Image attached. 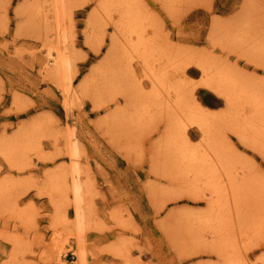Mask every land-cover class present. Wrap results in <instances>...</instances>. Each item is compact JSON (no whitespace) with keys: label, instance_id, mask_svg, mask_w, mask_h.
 <instances>
[{"label":"rangeland","instance_id":"rangeland-1","mask_svg":"<svg viewBox=\"0 0 264 264\" xmlns=\"http://www.w3.org/2000/svg\"><path fill=\"white\" fill-rule=\"evenodd\" d=\"M100 1L64 0L58 18L53 0H0V264H264V143L241 142L233 129L245 112L232 119L226 100L200 86L201 70L186 69L212 63L264 96V0H140L147 37L173 57L151 61L155 69L179 62L167 73L174 88L157 94L152 65ZM60 49L69 75L57 65ZM180 84L189 97L179 109ZM188 103L217 119L213 145L238 183L221 196L179 154L185 138L203 142L197 128L174 123L186 120Z\"/></svg>","mask_w":264,"mask_h":264},{"label":"bare ground","instance_id":"bare-ground-1","mask_svg":"<svg viewBox=\"0 0 264 264\" xmlns=\"http://www.w3.org/2000/svg\"><path fill=\"white\" fill-rule=\"evenodd\" d=\"M53 6H54V9H55V13L56 15L58 14V18H59V14H61V10L64 6H62L61 8V3L64 5L63 1L62 0H53ZM50 2V1H49ZM70 3V2H69ZM101 3V8L106 12V15L110 18V15H114L117 17H119L116 25H117V30H121L122 31V37L125 39V40H128V42L130 44L129 47L130 48H133L132 50H134V52L137 55V57L139 59H141V61H144V63L147 65H152L154 68H152L151 66V74H150V71H149V74H150V77L152 79V82L155 87L153 93L157 94L159 93V91H161L162 89H166L168 88L167 85H166V81H167V73L170 71L171 68H175V69H179V66H178V63H171L169 64L168 66H166V68L162 71H159V70H156L155 69V64H159V60H161V63L163 62L162 59H169V58H163V55L164 56H167L165 54H169V51L163 55H161L159 52V50L156 48V45L155 43H158L155 41L154 37L153 39L151 40L150 38L147 37V32H148V28L146 29V22L147 20L150 18V16L146 17L147 13H145V11L143 10V7L141 6L140 4V0H104L103 2L100 1ZM46 4V3H45ZM41 9H43L41 7ZM64 9V8H63ZM65 10V9H64ZM43 11V10H42ZM147 11V10H146ZM63 12V11H62ZM66 12V11H65ZM98 12V10H97ZM104 12V13H105ZM64 13V12H63ZM108 13V14H107ZM67 14V13H65ZM64 14V15H65ZM93 14V13H92ZM110 14V15H109ZM149 14V13H148ZM150 15V14H149ZM96 16H98V14L96 13ZM152 16V15H151ZM63 17V16H62ZM107 17V18H108ZM57 18V19H58ZM64 19L67 18V17H63ZM147 18V20H146ZM48 19V18H47ZM66 20V19H65ZM111 20V19H110ZM61 22V21H60ZM59 22V24H60ZM64 22V21H63ZM105 22V21H104ZM150 23V21H148ZM148 23V24H149ZM97 24V23H96ZM147 24V25H148ZM151 24L148 25L149 27H151ZM154 25V24H153ZM157 25V24H156ZM61 26V25H60ZM147 26V27H148ZM59 27V26H58ZM96 27V26H95ZM154 26H152L153 28ZM158 27V26H157ZM59 29V28H58ZM100 30V29H98ZM158 30V29H157ZM160 31V30H159ZM60 32V30H59ZM62 32V31H61ZM64 32V31H63ZM120 32V31H119ZM67 33V32H66ZM155 33V32H154ZM68 34V33H67ZM66 34V35H67ZM88 35V34H87ZM121 35V34H120ZM164 36V35H163ZM67 37V36H66ZM158 37V36H157ZM166 37V36H165ZM122 38V40H123ZM156 38V37H155ZM59 40H61L59 38ZM119 40V41H118ZM154 40V41H153ZM159 40H160V37H159ZM59 43V42H58ZM95 43V42H94ZM121 43H123L121 41ZM63 44V42L61 43V45ZM60 45V47H61ZM131 45V46H130ZM162 45V44H161ZM165 45V44H164ZM64 46V45H63ZM122 46V45H121ZM126 47V46H125ZM158 48L160 46H157ZM124 47H122L123 49ZM161 48V47H160ZM62 49V48H61ZM60 49V51H61ZM64 49V48H63ZM62 49V50H63ZM127 49V48H126ZM163 49V47H162ZM50 50V49H49ZM120 50V39L118 37V34H114L112 36V41H111V48H110V53L114 55V58L118 57V52ZM164 50V49H163ZM124 51H125V48H124ZM162 51V50H161ZM129 52H131L129 50ZM74 53V52H73ZM125 53V52H124ZM128 53V52H127ZM126 53V54H127ZM132 53V52H131ZM130 53V54H131ZM160 54V56L158 54ZM49 54V53H48ZM70 55L72 53H69ZM126 54L125 56H123L125 59H128L126 58ZM130 54H127L130 56ZM171 54H169L168 56H170ZM173 55V54H172ZM157 56H159L157 58ZM191 56V55H190ZM157 59L155 60L154 59ZM178 57V56H177ZM173 57H171V59L167 60L170 61L172 60ZM134 58H132V54L130 56V60H132ZM117 60V58H116ZM116 60H109L110 63L112 61H116ZM121 61V60H120ZM128 61V60H127ZM134 61V60H133ZM132 61V62H133ZM155 62L154 65L152 64V62ZM176 61V60H175ZM118 62V61H117ZM126 62V61H125ZM172 62V61H171ZM109 63V62H108ZM119 63V62H118ZM106 64V63H105ZM121 64V63H120ZM156 64V65H157ZM57 65L58 67L64 71V72H67L66 74L69 75V73L71 74L72 73V60L70 59V57L67 55V53L61 51V53L59 54L58 56V60H57ZM117 65V63H116ZM196 66L197 68H199L201 70V72L204 74L203 76V81L202 83L200 84V86L202 87H206L208 89H211L213 90L217 95L223 97L225 100H226V104H228V107H229V110L231 112H229V116H233L232 119H237L239 118L240 116H242V114H244L243 112H245L244 114V120L242 122V126H241V129H233V132L234 134H236L238 136V138L240 139L241 142L243 143H246V144H250V145H253L254 148H257V147H262V143H264V96L252 90H250L249 88H247L246 86L240 84V80L236 77H232L230 75L229 72H227L226 70H220V69H217L214 67V65L212 63H208L206 61H192V62H189L188 64H186V69L190 66ZM126 66V65H125ZM130 66V65H129ZM159 66V65H158ZM163 67V66H162ZM56 68V67H55ZM129 68V67H128ZM130 69V68H129ZM157 69H160V68H157ZM54 70V69H53ZM111 71V70H110ZM128 71V70H127ZM107 72V71H106ZM105 72V73H106ZM110 73V72H108ZM65 74V75H66ZM114 74V73H113ZM184 74V73H183ZM182 75V74H181ZM67 76V75H66ZM65 76V77H66ZM113 76V75H112ZM64 77V78H65ZM115 77V75H114ZM113 77V79H114ZM121 77V76H120ZM67 78V77H66ZM65 78V80H66ZM189 80V79H188ZM190 81V80H189ZM65 83H68V82H65ZM72 84V83H71ZM73 85V84H72ZM122 85V84H121ZM184 85V84H183ZM182 84L180 85H177L175 87V92L178 93L177 95V100L178 102H176V107L178 106V108L180 109V106L183 107L182 108H185V99H188L186 97H189V95H186L188 93H186L185 91V88ZM69 86V85H68ZM136 86V85H135ZM194 86H195V83H194ZM67 87V86H66ZM103 87V86H102ZM106 87V86H104ZM160 87H162L160 89ZM201 87V88H202ZM71 88V87H70ZM172 88V87H170ZM168 88V89H170ZM174 88V87H173ZM172 88V89H173ZM67 89V88H66ZM72 89V88H71ZM71 89L70 90H67V93L70 94L71 92ZM195 89V87L193 88V90ZM137 90V89H136ZM195 91V90H194ZM188 92V91H187ZM192 92V91H191ZM154 94V96L156 97V95ZM192 94V93H191ZM135 96V95H134ZM133 96V97H134ZM68 97V96H67ZM137 97V96H136ZM158 97V96H157ZM138 98V97H137ZM162 98V97H161ZM164 98V97H163ZM132 99V98H131ZM140 100V99H139ZM133 101V99L131 100ZM130 101V102H131ZM141 101V100H140ZM175 101V100H174ZM138 102V101H137ZM153 102V101H152ZM17 104V103H16ZM67 104V103H66ZM152 104V103H150ZM162 104V103H161ZM68 105V104H67ZM66 105V107H67ZM142 105V104H141ZM155 105V104H154ZM175 105V103H174ZM132 106H134L132 104ZM136 106V104H135ZM134 106V107H135ZM187 111H186V120L185 118H182V120H177L176 122L174 123H179V125H181V129L184 131V129H187V127H195L197 128V130L200 132V135L202 137V144H201V149L198 147H193L191 145V140L188 138H185L184 141H186V145H184L183 147L180 148V155H182L183 159H185L186 163L188 165H190L191 169L190 172L193 173L194 175V178L195 179H199L198 181L201 182L200 180H206V182L208 183L209 187L211 188L212 190V193L213 194H216L217 196H221L222 194H225V191H229V190H233V188H235L236 184V181H235V178H234V174H232L228 168L226 169L227 170V173H224V170L222 169V167L220 165H223L224 166V158L220 156V151H216L215 150V147H214V142H215V137H214V128L217 124V119L214 118V116H210V115H213L211 114L210 112H208L207 109L205 108H200L198 106H194L192 107L190 105V103L187 104ZM68 108V107H67ZM169 108V107H168ZM167 108V109H168ZM172 109V108H171ZM248 109H251V112L250 114L247 113L246 114V111ZM169 110V109H168ZM183 110V109H182ZM173 111V109L171 110ZM177 111V110H176ZM253 111V112H252ZM153 112V111H152ZM175 112V111H174ZM179 112V111H178ZM177 112V114H178ZM227 117V116H226ZM181 118V117H179ZM228 118V117H227ZM175 119V118H174ZM171 120V119H170ZM173 121V120H171ZM170 121V123H171ZM179 121V122H178ZM154 122V121H153ZM169 123V122H168ZM186 124V125H185ZM43 125V124H41ZM170 126V125H169ZM169 126H168V129H169ZM174 128L177 126H175V124L172 125ZM184 126H187V127H184ZM48 127V126H47ZM138 127V126H137ZM180 127V126H179ZM179 127H177V129L175 128V132H177L178 134H180V132H178V130L180 129ZM172 127H170L171 129ZM172 128V129H174ZM171 129V130H172ZM144 130V129H143ZM177 130V131H176ZM182 130H179V131H182ZM171 131V133L173 132ZM182 131V132H183ZM130 132V131H129ZM168 132V130H167ZM128 133V132H127ZM137 133V132H136ZM177 133H172L174 136L177 135ZM169 134V133H168ZM172 134H170V136H172ZM176 134V135H175ZM29 135V134H28ZM182 136L185 135L184 133L181 134ZM141 136V135H140ZM167 138H168V135H166ZM176 139V137H174ZM179 136V135H178ZM27 138V137H26ZM166 138V137H165ZM170 138V137H169ZM168 138V139H169ZM130 139V138H129ZM135 139V138H134ZM162 139V138H161ZM172 140V137L170 138ZM166 140V139H165ZM141 141V140H140ZM167 141V140H166ZM173 142V141H172ZM170 142L169 144L171 145ZM175 142V141H174ZM173 142V144L175 145V143ZM218 144V142H217ZM245 144V145H246ZM138 145V144H137ZM216 145V143H215ZM157 146V145H156ZM178 146V144H177ZM220 146V145H219ZM170 147V146H169ZM26 148V146H25ZM57 148V147H56ZM155 148V147H154ZM159 148V147H158ZM177 148V147H175ZM226 148V147H225ZM20 149V148H19ZM228 149V148H227ZM55 150V149H54ZM211 150L214 154L211 153ZM17 151V149H16ZM255 151V150H254ZM261 151H263L264 153V150H262L261 148ZM217 152V154H216ZM257 152V151H256ZM18 153V152H17ZM258 153V152H257ZM75 155H78V152L74 153V156ZM139 157V156H138ZM75 157H73L72 159L74 160ZM78 159V158H77ZM76 159V160H77ZM24 160V159H23ZM72 160V161H73ZM182 159H180L181 161ZM15 161V160H14ZM74 162V161H73ZM78 164V163H77ZM76 165V164H75ZM156 165V164H155ZM159 165V164H158ZM175 165V164H174ZM85 166V165H84ZM177 167V165H175ZM64 167V166H63ZM62 167V168H63ZM77 167V165L75 166V168ZM226 167V166H225ZM86 168H88L86 166ZM157 168V167H156ZM175 168V167H174ZM179 168V167H178ZM67 170V168H65ZM166 169V168H165ZM180 169V168H179ZM80 170V169H78ZM159 170V169H158ZM225 170V171H226ZM88 171V170H87ZM182 171V169H181ZM181 171L179 170V172L181 173ZM49 173V172H48ZM70 173V171H69ZM66 174V173H65ZM178 174V173H177ZM227 174V175H226ZM86 175V174H85ZM55 176H57L55 174ZM60 176V175H59ZM80 176V175H78ZM76 176V177H78ZM165 176V175H164ZM228 176L229 179H230V183L231 185H229L228 183V180L227 178H224ZM237 176V175H236ZM7 177V176H6ZM65 177V176H64ZM28 178V177H27ZM55 177H53L52 179H54ZM244 178V177H243ZM32 179V178H31ZM58 179H61L58 178ZM56 179V180H58ZM70 179V178H69ZM6 180V178H5ZM243 180V179H242ZM62 181V180H61ZM174 181V180H173ZM235 181V182H234ZM7 182V181H6ZM60 182V181H59ZM56 181V183H59ZM76 182V181H75ZM91 182V181H90ZM19 183V182H17ZM54 183V182H53ZM5 184V183H3ZM36 184V183H35ZM64 184V183H63ZM65 184L68 185V182H66ZM29 185V184H28ZM27 185V186H28ZM37 185V184H36ZM57 185V184H56ZM65 185V186H67ZM70 185V184H69ZM84 185V184H83ZM179 185V184H178ZM262 185V184H261ZM17 186V185H16ZM53 186V185H52ZM64 186V185H62ZM61 186V188H62ZM56 188H58L57 186H55ZM71 187V186H70ZM82 185L80 186L79 184H75L74 185V193L76 194V197H77V212L78 214L80 213L81 214V210H80V203L82 201V196H83V188H81ZM176 187V186H175ZM208 187V189H209ZM233 187V188H232ZM11 188V187H10ZM7 190L10 192V189ZM16 188V187H15ZM49 188V187H48ZM52 189L54 187H51ZM67 188V187H66ZM207 188V187H206ZM51 189V190H52ZM70 189V188H69ZM50 190V191H51ZM57 190V189H56ZM68 190V188H67ZM87 190V189H86ZM245 191V190H244ZM52 192V191H51ZM57 192H60V191H57ZM87 192V191H86ZM55 193V192H54ZM67 193V192H65ZM64 193V194H65ZM70 193V192H69ZM67 193V194H69ZM63 194V195H64ZM230 194V193H229ZM235 194V193H232V195ZM245 194V193H244ZM4 195V194H3ZM2 195V196H3ZM16 195V194H15ZM46 195V194H45ZM43 195V196H45ZM49 195V194H48ZM70 195V194H69ZM228 195V194H227ZM1 196V198H2ZM235 196V195H234ZM59 197V196H58ZM227 198V197H226ZM60 199V198H59ZM234 199V197H233ZM236 199V198H235ZM234 199V200H235ZM54 200V199H53ZM58 200V199H57ZM75 200V199H74ZM212 200V199H211ZM217 200V199H216ZM51 201V200H50ZM11 202V201H10ZM72 202V201H71ZM213 202V201H212ZM218 202H219V199H218ZM217 202V203H218ZM227 202V200H226ZM66 203V202H64ZM68 203V201H67ZM87 203V202H86ZM72 204V203H71ZM69 203V205H71ZM220 204V203H219ZM60 205V204H59ZM61 205H62V202H61ZM74 205V204H72ZM86 206V204H83ZM64 206V205H63ZM82 206V205H81ZM83 206L84 208H87V206L85 207ZM39 207V206H38ZM215 207V206H214ZM29 208V207H28ZM217 208V207H216ZM220 208V207H219ZM225 208V207H224ZM228 208V207H227ZM55 209V207H54ZM61 209V208H60ZM211 209V208H210ZM222 209V208H221ZM224 210V209H223ZM29 211V210H28ZM59 211V210H58ZM60 212V211H59ZM63 212V211H62ZM65 212V211H64ZM214 212V211H213ZM56 213V211H55ZM84 213V212H83ZM27 214V213H26ZM112 214V213H111ZM114 216V215H113ZM114 218V217H113ZM238 218V217H237ZM247 218V217H246ZM211 219V218H210ZM213 219V218H212ZM59 220V219H58ZM213 220H211L212 222ZM215 221V220H214ZM225 221V220H224ZM246 221V220H245ZM212 225V224H211ZM218 225H221V224H218ZM246 225V224H245ZM86 228V226H84ZM215 229V228H214ZM86 230V229H85ZM219 230V229H218ZM227 231V230H226ZM241 232V231H240ZM6 233H8L6 231ZM212 233V232H211ZM233 234V233H232ZM85 235V234H84ZM225 236V235H224ZM255 236V235H254ZM14 238V237H13ZM15 239V238H14ZM7 242V241H6ZM237 244V243H236ZM15 245V244H14ZM224 247V246H223ZM15 248V247H14ZM24 248V247H22ZM87 255V254H85ZM87 258V257H86ZM84 259H85V256H84ZM45 261V259H44ZM234 261V260H233ZM19 262V261H18ZM85 262V261H83ZM237 263V262H236ZM28 264V263H27ZM86 264V263H85Z\"/></svg>","mask_w":264,"mask_h":264}]
</instances>
